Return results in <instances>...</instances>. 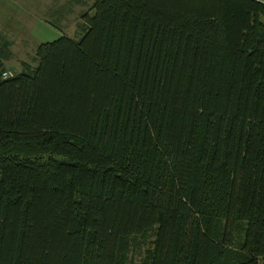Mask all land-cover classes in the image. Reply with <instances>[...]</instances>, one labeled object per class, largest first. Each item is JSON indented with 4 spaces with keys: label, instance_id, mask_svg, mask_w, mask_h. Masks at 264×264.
Masks as SVG:
<instances>
[{
    "label": "trees",
    "instance_id": "16d2710c",
    "mask_svg": "<svg viewBox=\"0 0 264 264\" xmlns=\"http://www.w3.org/2000/svg\"><path fill=\"white\" fill-rule=\"evenodd\" d=\"M91 9L1 52L0 264H264V0Z\"/></svg>",
    "mask_w": 264,
    "mask_h": 264
},
{
    "label": "rangeland",
    "instance_id": "374dc122",
    "mask_svg": "<svg viewBox=\"0 0 264 264\" xmlns=\"http://www.w3.org/2000/svg\"><path fill=\"white\" fill-rule=\"evenodd\" d=\"M93 0H0V55L6 49L8 76L22 71V64L36 67L34 59L39 45L51 43L62 35L79 39L83 15L93 16ZM5 57V56H2ZM10 150V147H9ZM9 157L10 152H0ZM147 246L131 250L128 264H141Z\"/></svg>",
    "mask_w": 264,
    "mask_h": 264
},
{
    "label": "built area",
    "instance_id": "2783aa9c",
    "mask_svg": "<svg viewBox=\"0 0 264 264\" xmlns=\"http://www.w3.org/2000/svg\"><path fill=\"white\" fill-rule=\"evenodd\" d=\"M10 76H8V74L7 73H3L2 74V79H7V78H9Z\"/></svg>",
    "mask_w": 264,
    "mask_h": 264
},
{
    "label": "crops",
    "instance_id": "0c3cea01",
    "mask_svg": "<svg viewBox=\"0 0 264 264\" xmlns=\"http://www.w3.org/2000/svg\"><path fill=\"white\" fill-rule=\"evenodd\" d=\"M6 62H7V61H3V64H4L5 69H6V67H7V66L5 65Z\"/></svg>",
    "mask_w": 264,
    "mask_h": 264
}]
</instances>
